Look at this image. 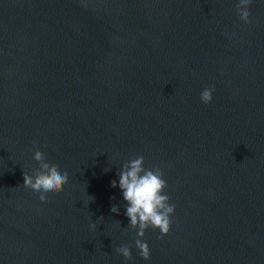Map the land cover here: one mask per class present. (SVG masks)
Listing matches in <instances>:
<instances>
[{
    "label": "water",
    "instance_id": "95a60500",
    "mask_svg": "<svg viewBox=\"0 0 264 264\" xmlns=\"http://www.w3.org/2000/svg\"><path fill=\"white\" fill-rule=\"evenodd\" d=\"M237 3L0 0V264H264V0L250 23ZM36 149L69 176L48 203L23 185ZM137 156L167 182L166 235L129 226Z\"/></svg>",
    "mask_w": 264,
    "mask_h": 264
},
{
    "label": "clouds",
    "instance_id": "9594fccd",
    "mask_svg": "<svg viewBox=\"0 0 264 264\" xmlns=\"http://www.w3.org/2000/svg\"><path fill=\"white\" fill-rule=\"evenodd\" d=\"M251 2L252 0H238L236 4L237 14L245 23H250L248 5ZM214 91L213 87L203 89L200 93L201 102H211ZM33 159L39 163V168L34 169L31 175L24 172L23 185L38 193L42 203H48V195L62 191L63 186L68 183V172L61 171L56 164L49 163L39 149L33 152ZM143 162L144 157L137 156L125 162L118 172V186L126 202L125 215L129 218V226L138 229L137 237H143L149 227L158 228L161 235H166L170 230V214L174 212L175 205L169 203V197L164 193L167 182L162 178V170L159 167L145 168ZM110 183L113 188L117 187V180ZM110 211L116 213L119 208L113 204ZM98 219L103 220V217ZM90 227L95 228L96 225L92 224ZM135 246L142 258H150L146 241L136 239ZM116 252L125 259H131L130 248L126 245L116 248Z\"/></svg>",
    "mask_w": 264,
    "mask_h": 264
}]
</instances>
